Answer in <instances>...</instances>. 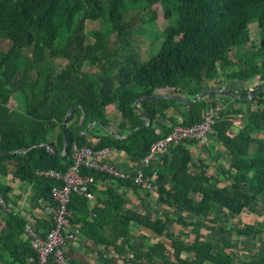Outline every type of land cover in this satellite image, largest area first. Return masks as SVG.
Listing matches in <instances>:
<instances>
[{"label": "trees", "instance_id": "trees-1", "mask_svg": "<svg viewBox=\"0 0 264 264\" xmlns=\"http://www.w3.org/2000/svg\"><path fill=\"white\" fill-rule=\"evenodd\" d=\"M155 4L161 6L166 24L161 28L159 47L144 59L147 54L142 55L136 46L144 45L145 36L156 28ZM136 9L149 11L142 19L149 28L142 25L137 29L142 30L139 35L133 36L127 14ZM95 22L98 28H87ZM252 22L259 28L258 45L251 41ZM150 43L155 44L156 39ZM232 49L238 51L236 62L230 56ZM84 66L89 69L84 70ZM255 78L253 88L258 87L250 96L248 84ZM228 81L243 86L236 92L226 85ZM221 87L233 95L210 92L190 102L161 95L142 98L137 108L144 110L149 123L135 129L144 121L134 109V101L142 95L161 94L160 90L167 89L165 94L191 98L200 91ZM263 87L264 0H0V196L9 202L13 187L7 180L17 179L31 186L32 200L52 204V189L60 187L62 181L39 171L64 173L73 163V143L93 150L109 147L138 163L173 125L199 123L204 110L215 108L211 136L228 150L227 168L209 173L204 159L193 161L190 146L197 140L184 139L145 169L146 174L157 170L153 184L158 202L177 214L190 215V220L179 222L190 227L192 241H172L171 248L157 241L136 249L132 223L161 235L174 219H151L126 208L117 187L136 190L139 185L133 179L114 178L87 167L82 168V174L94 181L108 179L110 184L98 191L90 183L88 190L97 195L99 204L91 205L87 196L71 193L70 223L80 226L92 243L111 246L124 257L122 264L133 258L135 264L137 260L154 263L158 257L163 264H264V251H253L248 243L264 237V225L227 223L231 215L254 210L257 200L264 199ZM12 95L17 96L14 107L7 103ZM248 99L253 108L246 111L242 105ZM76 104L84 112L80 129L81 108L75 107L64 120L67 110ZM110 104L120 113L116 130H124L127 138L103 129L109 121L106 107ZM237 116L242 122L239 127L232 122ZM94 121L100 123L102 133H94L91 141L82 132ZM233 127L236 130L229 135L227 131ZM63 132L68 142L66 154H53L40 145L50 144L61 153ZM29 145L35 146L17 152ZM0 217L4 222L0 256L2 252L9 254L6 264H35V250L28 239H22L26 219L1 205ZM203 228L220 238L201 240ZM232 236L245 240L250 258L239 259L233 253ZM182 251L192 257L182 258ZM104 260L118 264L113 258Z\"/></svg>", "mask_w": 264, "mask_h": 264}, {"label": "crops", "instance_id": "crops-1", "mask_svg": "<svg viewBox=\"0 0 264 264\" xmlns=\"http://www.w3.org/2000/svg\"><path fill=\"white\" fill-rule=\"evenodd\" d=\"M236 83V81H234ZM233 82V83H234ZM231 82H226V84H230ZM234 83V84H235ZM236 87H240V84H236ZM235 90V89H234ZM236 92L238 91L235 90ZM141 111L142 108L140 109ZM170 114H174V116H178L173 110H169ZM106 116L109 118L107 126L103 127V129L108 128L110 132H113L119 136H126L128 134L125 133L124 130L117 129L116 130V123L120 120V113L115 107V105L110 104L106 107ZM81 119V118H80ZM239 127V126H237ZM105 129V130H108ZM233 134L235 132L234 129H230ZM118 132L120 134H118ZM100 134L102 133V129H100L99 124H88V126L82 132V135L86 136L88 140L93 141L94 136L93 134ZM190 151L193 156V161L195 163L198 162L199 159H204L209 164V173L217 174L219 169H225L228 166V150L225 149L223 145L217 142L211 135L207 137V139L203 142L197 141L195 144L190 146ZM107 161L114 165L115 167L127 171L133 174L138 168L139 163L131 161L128 156L122 151H116L113 149L111 154L109 155ZM159 162V161H158ZM42 171V170H41ZM40 172V171H39ZM40 174V173H39ZM42 175V174H40ZM8 179V178H7ZM6 179V180H7ZM7 182L13 187V190L10 194V201L6 202L8 207H3L4 210L9 211L13 209L15 212H19V215L23 216L26 219L24 224V229L26 223H32L37 229L41 231H45L50 225V214L47 210L48 202L45 200H32V188L28 184H24L17 179L14 181L7 180ZM20 182V183H19ZM95 188L98 191H103L107 188L110 184L108 179L106 180H98L92 182ZM225 184V183H224ZM118 192H120L125 200L126 204L125 207L141 214H145L149 216L151 219L158 217L160 219L165 218H173L174 221L171 224L167 225L166 230L161 235H157L152 230L147 228L143 224H131V233L134 236L133 246L136 249H144L147 248L149 245L157 242L162 241L167 247L171 248L172 241L180 240L182 242H190L193 240V235L190 232V227H185L183 224L179 222V219L190 220V215L183 213L177 214L175 211L168 205L158 202L156 191H149L139 186L138 189L133 190L132 188L125 187V186H118ZM91 193V192H90ZM93 197L89 198V204L93 205L95 203L99 204L97 201V195L93 192ZM264 199L257 200V204L253 206L254 210H243L238 215H231L228 218L227 223L230 225H244L247 223H260L264 225V210L262 205L264 204ZM258 203L261 205L258 206ZM3 220L0 217V228L3 225ZM79 230V238L77 241L69 242L66 246V254L70 264H110L106 263L104 257H109L115 259L116 263L122 264L124 257L121 255H117L114 252L111 246L104 248L98 244L92 243L86 236L82 233L80 226ZM201 240L206 239H213L218 240L220 235L218 236L217 233H211L207 229H201ZM231 244L233 245L234 249L230 248L234 254L237 255L239 259H247L252 256L251 251H248L244 247V239L238 240V238L232 236L230 237ZM22 239H28L25 234V230H23ZM29 240V239H28ZM242 241V242H241ZM251 249L253 251L263 250L264 251V237L260 239H256L251 244ZM101 254L103 255L101 257ZM182 258H191L192 254L182 251L180 253ZM127 258L131 259L132 256L130 253H127ZM32 258V257H31ZM30 258V259H31ZM10 261V256L6 252H2L0 256V264H6ZM18 264V263H16ZM127 264H135L134 258L128 261ZM137 264H144L143 261L137 260ZM148 264H163L161 258H157L154 263Z\"/></svg>", "mask_w": 264, "mask_h": 264}, {"label": "built area", "instance_id": "built-area-1", "mask_svg": "<svg viewBox=\"0 0 264 264\" xmlns=\"http://www.w3.org/2000/svg\"><path fill=\"white\" fill-rule=\"evenodd\" d=\"M216 114L215 108H208L203 111V119L199 123L190 126L173 125L166 135L151 144L148 153L139 160V168L133 174L123 171L107 161L113 151L112 148L104 147L93 150L91 147L77 146L76 143H73V163L64 173L52 169L39 172L44 176L61 180L62 185L52 189L53 203L47 205L50 214L49 227L45 231H41L32 223L25 225V234L36 252L35 264H70L66 254V246L69 242L77 241L80 233L78 225L71 226L70 223L72 212L68 204L71 193L83 194L88 198L93 197L88 188L94 180L92 176L81 173L83 167L93 168L114 178L133 179L140 187L149 191H156L153 178L157 170L153 168L150 174H146L145 169L149 168L153 161H160L161 156L168 151L169 147L181 140L205 141L208 136L213 134ZM233 121L238 126L241 125L237 119ZM0 204L5 208L9 206L1 196Z\"/></svg>", "mask_w": 264, "mask_h": 264}, {"label": "rangeland", "instance_id": "rangeland-1", "mask_svg": "<svg viewBox=\"0 0 264 264\" xmlns=\"http://www.w3.org/2000/svg\"><path fill=\"white\" fill-rule=\"evenodd\" d=\"M153 9H154V11L156 13V28H155V30L151 29L150 34L148 36L147 35L145 36L146 43L144 45H142L140 47L136 46L137 51L141 52L142 55L145 54V53L147 54L146 58H144V59H147L151 54L155 53V51L159 47L161 39H162V31H161L162 29L161 28H162V26H164L166 24V20L164 19L163 10H162L161 6L159 4H155L153 6ZM148 14H149V11H144L142 9L131 10L127 14V21L129 23L130 27L132 28V31H133L132 34H134L133 36L139 35V32H141L142 30H137V29H139L142 25H144L146 27V29L149 28V26L144 24L143 21H142V19L147 17ZM98 27H99V23L98 22H95V23H92V24H90V23L87 24V28H98ZM249 29H250V37H251L252 43L258 45L259 39H260V32H259V28L256 25V22L250 23ZM136 31H138V33ZM144 33L148 34L147 31H144ZM155 39H156V43H155ZM151 40H153V42L155 44H151L150 43ZM247 47H249V43H247L246 48ZM230 56L236 62L238 60V57H237L238 56V51H237V49H232V51L230 53ZM236 68H237L236 65L234 67H232L233 70H235ZM83 69L87 70L89 68L87 66H84ZM220 75L223 76L224 73H220ZM233 82L234 81H232L230 84H226L229 87V89L233 88L235 90H237V89L239 90L243 86L239 82H236V83L234 82L235 84ZM255 83H257V79L256 78L252 79L251 82L248 84V89L253 90V85ZM236 84H240V87L239 88L236 87L235 86ZM254 91H255V89H254ZM260 91L264 92V87ZM167 92H168L167 89H162V90L159 91V93H161V94H165ZM217 94L220 95L221 92H218ZM225 94H227V93H225ZM16 101H17V96L12 95V96H10L8 98L7 103H8V105L10 107H14L16 105ZM234 104L238 105L237 102L234 103ZM242 107H243V110L248 111L250 108H253V105L251 104V102L248 99L247 102L244 105H242ZM216 113H217V111H216ZM237 117L238 118H236V119L241 124L242 122H241L240 116H237ZM233 119H234V117L232 118V120ZM232 122L234 123V121H232ZM234 126H238V125L236 123H234ZM233 129L236 130L235 127H233ZM231 132L232 131L230 129L227 131V133H230V134H231ZM21 184H22V182H21ZM262 202H264V201H262ZM260 205L261 204L258 203V206H260ZM227 239H229V238H227ZM255 240L256 239H253L252 241L248 242L249 245H251Z\"/></svg>", "mask_w": 264, "mask_h": 264}, {"label": "water", "instance_id": "water-1", "mask_svg": "<svg viewBox=\"0 0 264 264\" xmlns=\"http://www.w3.org/2000/svg\"><path fill=\"white\" fill-rule=\"evenodd\" d=\"M256 87H258V85L255 86V87L253 88V90H250V96L253 95V93H254V89H255ZM217 91H218V92H219V91L225 92V93H227V94L230 95V96L233 95V93L230 92V91H229L228 89H226L225 87H221V88H210V89H207V90H204V91H200V92H198L197 94H195V96H193V97H191V98H188V97H186V96L179 95V94H151V95H142V96L138 97V98L134 101V109L138 111V113L142 116V118H143L144 121H143L142 123H140L137 127H135V129L138 128V127H141V126H145V125H147V124L149 123V119H148L146 113L143 112V111H141L140 109L137 108V102H138L140 99H142V98H145V97H148V96H160V95H161V96H166V97H169V98L179 99V100L184 101V102H190V101H196L197 99H199L201 96L205 95L206 93L217 92ZM75 107H79V108L82 109V116H81V119H80V121H79V125H78V127H79V129H80V128H81V125H82V122H83V120H84V112H83V107H82L81 105L76 104V105H74V106H71V107L67 110L66 115H65V117H64V120L66 119V117H67L69 114H71L72 110H73ZM93 123H94V124H99V125H100V123H99L98 121H94ZM105 129H108V128H105ZM108 131H110V129H108ZM114 135H115L116 137H119V138H122V139H123V138H127V137L129 136V134L126 135V136H119V135H116V134H114ZM67 144H68V142H67V139H66V134H65V132H63V151H62L61 153H57V152L52 148V146H51L50 144L42 143V144H40V145L45 146V147H46L51 153H53V154L64 155V154H66ZM35 145H36V144H35ZM35 145H29L28 147H24V148L18 149L17 152H25L26 150H28L29 148H31V147H33V146H35ZM2 153H3V152H0V154H2Z\"/></svg>", "mask_w": 264, "mask_h": 264}]
</instances>
